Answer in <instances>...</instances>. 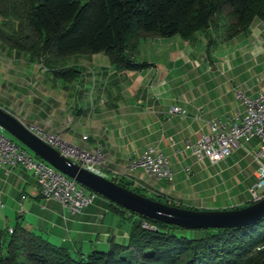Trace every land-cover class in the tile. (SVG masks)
<instances>
[{
    "label": "crops",
    "instance_id": "0c3cea01",
    "mask_svg": "<svg viewBox=\"0 0 264 264\" xmlns=\"http://www.w3.org/2000/svg\"><path fill=\"white\" fill-rule=\"evenodd\" d=\"M221 31H206L212 35L214 48H208L204 32L197 33L193 41L176 36L175 44L157 46L155 52L164 64L148 61L138 53L141 39L134 60L151 63L142 70L115 66L101 52L73 56L66 64H77L82 73L69 84L14 51L0 49V107L26 126H39L83 150H100L105 163L98 174L112 181L124 177L146 195L196 209L246 206L257 170L251 148L240 149L244 155L241 161L249 158L247 164L255 166L252 180L243 189L246 196L239 190L243 165L229 162V156L217 163L198 160L185 149V142L194 143L208 131L211 119L244 111L238 93L253 97L264 89L263 85L249 94L234 87L232 92L210 96V89L217 87L221 78L216 65L223 64L221 58L211 54L215 47L227 50L241 38L252 51L260 46L264 52V21L259 18L252 20L246 34L240 33L230 41L222 38ZM199 44L202 48L197 50ZM200 86H205L208 93L196 92ZM172 106L185 112L171 113ZM148 147L168 157L171 179L150 177L138 165L130 168ZM134 219L112 211L109 201L100 196L78 213H71L57 199L38 195L30 171L19 165L12 169L0 166V228L6 233L19 222L51 243L85 255L92 250L105 251L102 249H109L111 242L126 245L132 225L121 222L132 223Z\"/></svg>",
    "mask_w": 264,
    "mask_h": 264
},
{
    "label": "trees",
    "instance_id": "16d2710c",
    "mask_svg": "<svg viewBox=\"0 0 264 264\" xmlns=\"http://www.w3.org/2000/svg\"><path fill=\"white\" fill-rule=\"evenodd\" d=\"M254 18L264 21V0H0V49L69 84L82 73L77 64H66L73 56L101 52L115 66L142 70L151 65L134 60L143 38L193 41L204 32L209 48L213 39L206 31L221 29L230 41L246 34ZM114 182L148 196L124 177ZM109 207L135 218L126 245L111 242L106 251L74 253L17 222L11 233L0 228V264H264V217L241 227L184 229L111 201Z\"/></svg>",
    "mask_w": 264,
    "mask_h": 264
},
{
    "label": "built area",
    "instance_id": "2783aa9c",
    "mask_svg": "<svg viewBox=\"0 0 264 264\" xmlns=\"http://www.w3.org/2000/svg\"><path fill=\"white\" fill-rule=\"evenodd\" d=\"M237 97L243 102L244 111L238 112L235 116L211 119L208 122V131L202 132L194 143L185 142V149L198 160L208 159L211 163H217L230 155L233 149L254 140L250 153L257 166L256 180L249 188V201L254 203L264 197V89L253 97L241 93H238ZM170 112L182 114L185 111L178 106H172ZM27 128L63 156L82 167L97 173L105 163L100 150L80 149L36 125ZM83 139H86V136H83ZM18 165L35 176L38 195L57 199L71 213H78L97 197L95 192L85 189L74 179L31 155L0 132V166L12 169ZM135 165L140 166L147 175L155 179L172 178L168 157L154 147H148L138 160L130 164V168L133 169ZM142 226L153 228L147 222H143ZM8 232L11 233L12 229L8 228Z\"/></svg>",
    "mask_w": 264,
    "mask_h": 264
},
{
    "label": "water",
    "instance_id": "95a60500",
    "mask_svg": "<svg viewBox=\"0 0 264 264\" xmlns=\"http://www.w3.org/2000/svg\"><path fill=\"white\" fill-rule=\"evenodd\" d=\"M0 127L15 137L37 157L81 186L107 200L150 219L184 229L241 227L264 217V197L236 209H192L170 205L125 188L63 156L32 133L18 118L0 107Z\"/></svg>",
    "mask_w": 264,
    "mask_h": 264
},
{
    "label": "rangeland",
    "instance_id": "374dc122",
    "mask_svg": "<svg viewBox=\"0 0 264 264\" xmlns=\"http://www.w3.org/2000/svg\"><path fill=\"white\" fill-rule=\"evenodd\" d=\"M222 23L223 21L221 20L220 24ZM151 39L153 38L142 39L141 50L138 53H140L142 56H145L144 59L148 61H156V62L159 61L160 64H164V59L157 56L158 53L155 52V48L160 45H168V46L173 45L177 37L173 36L170 38H156L154 39V41H152ZM240 40L241 38H239L238 42L234 41L232 44H229L227 50H224L223 49L224 47L220 48V45L215 47L214 51L209 49L210 51H213L211 52V54L214 58L215 57L221 58L223 61V64L220 62L218 65H216L217 67L216 70H219L218 74L220 75L221 78H220V83L217 84V87L215 86V88L210 89L209 91L210 96L218 97L221 96V93H226L229 91L232 92L234 87L244 92L248 91V93L250 94L251 92L257 90L258 88H261L264 85V52H261L260 46L258 47L255 46L254 48L256 50L252 51L250 46H247L243 42V40L242 41ZM199 48H202L200 44L198 45L197 50H199ZM210 51L208 52L209 54ZM136 59L142 60L141 57H136ZM198 91L204 94L208 93L205 92V86H200L199 89H196V92ZM238 104L239 103L235 104L237 105L236 108H239ZM0 132L3 136L12 140L15 144L25 149L31 155H35L31 150L25 147L21 142H19L15 137H13L11 134H9L6 130H4L1 127H0ZM254 143H255L254 140H252L249 143H243V146L233 149L231 154L228 155L230 157L229 162L231 163L234 162L236 165H238L239 163V165H243L245 167L244 173L240 175L241 187L239 190L241 191V193L243 192L242 194H244L243 189L250 183V181L253 178L252 172L255 169V166L253 163L252 164L250 163L249 165L247 164L249 162V158L244 157L243 160L244 162L241 161L242 160L241 156L244 155L242 153L240 154V151L243 149L245 150L246 148L252 149ZM247 177H249L248 180ZM220 188L221 191L224 190L222 186ZM147 195L153 197L148 193ZM158 199L162 200V202L164 203L166 201L165 198L163 197H159ZM123 223L126 224L127 226L132 225V223L129 222V220H122L121 224ZM183 232L186 235H189L190 232H192V230H185ZM102 250L106 251L108 250V247Z\"/></svg>",
    "mask_w": 264,
    "mask_h": 264
}]
</instances>
